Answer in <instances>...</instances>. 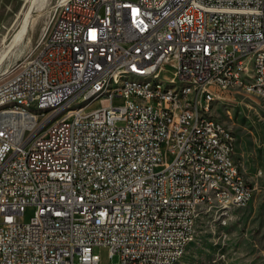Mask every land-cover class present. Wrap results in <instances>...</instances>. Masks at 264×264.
<instances>
[{"label":"built area","instance_id":"built-area-1","mask_svg":"<svg viewBox=\"0 0 264 264\" xmlns=\"http://www.w3.org/2000/svg\"><path fill=\"white\" fill-rule=\"evenodd\" d=\"M258 47L264 0H59L40 51L0 82V102H76L109 86L120 67L196 74V83L162 94L118 80L126 93L57 127L49 115L0 116V264H169L192 235L189 213L203 207L204 167H223L221 177L240 188L235 204L223 195L217 205H230L228 213L248 205L254 186L221 156V147L235 153L232 130L212 116L214 127L197 125L187 107L210 113L225 90L264 92ZM233 50H243V62L223 76ZM102 247L109 261L96 252Z\"/></svg>","mask_w":264,"mask_h":264},{"label":"rangeland","instance_id":"rangeland-1","mask_svg":"<svg viewBox=\"0 0 264 264\" xmlns=\"http://www.w3.org/2000/svg\"><path fill=\"white\" fill-rule=\"evenodd\" d=\"M58 1L0 0V82L12 75L16 61L40 51ZM26 16L29 24L22 40L11 44ZM158 74L166 82L176 81ZM105 99L89 107L95 108ZM208 115L232 130L236 138L234 159L255 193L248 205L233 208L225 216L208 205L199 207L194 238L177 264H264V100L240 89L225 90L213 100ZM31 212H26V220ZM96 252L104 261L110 260L108 248H97ZM117 260L115 256L113 261Z\"/></svg>","mask_w":264,"mask_h":264},{"label":"bare ground","instance_id":"bare-ground-1","mask_svg":"<svg viewBox=\"0 0 264 264\" xmlns=\"http://www.w3.org/2000/svg\"><path fill=\"white\" fill-rule=\"evenodd\" d=\"M28 24L29 19L26 16L22 27L12 38L11 44H17L22 40ZM258 54H264V47H258ZM242 62L243 50H233V57L225 58L223 61V76H230L231 72H237V65ZM159 72H162L161 69L138 70V68L120 67L116 70L115 77L109 78V86L103 89H92V93L84 94L76 102L58 101L39 105L22 99H10L0 102V116L15 110L32 115V119H40V117L49 115L50 127H57L63 123L65 116L87 112L89 104L102 97L109 99L115 93H126V85L148 87V93H155V87H159L162 94H176V88H178V93H188V88L196 83V74H188L183 79L176 78V81L166 82L164 77L158 74ZM248 72L252 75H259V66L248 64ZM118 80H123L126 85H118ZM256 94L264 100V92H256ZM187 114L197 116V125L205 124V127H214V118L208 115V111H202L197 104H190V107H187ZM233 155L234 152H229L228 147H221V156L223 159H229V165H236ZM198 164L210 165V157H198ZM221 174H223V167H204V172H198L197 188H200V199H203V206L208 205L210 209L216 208L221 216H225L230 211V205L217 204H223V195L228 197V204H235L237 196H240V188L236 187V181L221 177ZM188 175H196V168L188 167ZM210 177H214V182H211ZM198 209L199 207L193 208L192 213H189L192 235L178 247L169 264H177L185 248L193 240Z\"/></svg>","mask_w":264,"mask_h":264}]
</instances>
